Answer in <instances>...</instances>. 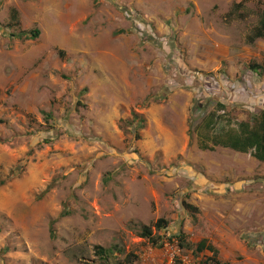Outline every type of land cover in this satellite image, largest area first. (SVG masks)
<instances>
[{"label": "rangeland", "instance_id": "1", "mask_svg": "<svg viewBox=\"0 0 264 264\" xmlns=\"http://www.w3.org/2000/svg\"><path fill=\"white\" fill-rule=\"evenodd\" d=\"M235 1L0 0V264H264V167L189 140L200 107L264 110Z\"/></svg>", "mask_w": 264, "mask_h": 264}, {"label": "crops", "instance_id": "2", "mask_svg": "<svg viewBox=\"0 0 264 264\" xmlns=\"http://www.w3.org/2000/svg\"><path fill=\"white\" fill-rule=\"evenodd\" d=\"M249 5H255L252 14L256 17V20L255 25L251 27L249 33L246 35V40H244L246 47L241 49L244 51L256 46L257 49L261 48L264 51V36L254 39V35L264 17V0H237L232 5L231 10L236 11L234 12L235 21L244 23L247 22L249 15L243 11V8ZM229 13L231 12L227 14ZM235 57H239V55L234 53ZM263 65L264 62L259 65L249 64V67L254 68L258 66L259 69L257 71L264 73L262 70ZM235 71H237L236 67H234V73ZM213 104H209L208 106H212ZM224 108L221 104H214V109L211 110L210 108L211 112L209 111L207 114L205 108L200 107L199 111H203L204 115L207 114L201 122L198 119L201 118L199 117L201 115L200 112L196 114V110L195 112L193 111L192 117H195L197 121L196 125L192 128V134L189 138L192 155L202 153L207 157H211V154H217V161H214L219 164L224 156L234 155V168H238L236 160L238 157L244 160L246 158L250 159L251 164L256 167H264V110L259 111L257 114L247 113L243 115L237 111L226 113ZM203 242L205 243V241ZM205 247L206 249L216 251L218 259V251L216 249L210 246ZM204 251L210 254L207 250ZM218 260L223 264H228L227 262H222L220 259Z\"/></svg>", "mask_w": 264, "mask_h": 264}, {"label": "trees", "instance_id": "3", "mask_svg": "<svg viewBox=\"0 0 264 264\" xmlns=\"http://www.w3.org/2000/svg\"><path fill=\"white\" fill-rule=\"evenodd\" d=\"M235 8V7H234ZM10 18L12 21H17V12L15 9H12L10 12ZM40 36V31L39 29H33L30 31H21L17 34L11 35L12 38H16L21 41H34L38 39ZM264 36V17L262 19V22H260L259 29L256 31L254 35V39ZM253 39V40H254ZM259 67L256 66L252 68V70L256 71L258 70ZM262 70L264 72V65L262 66ZM264 115V113H263ZM185 207L191 212V213H196L197 209H195L193 206H190L189 204H185ZM152 228H154L156 231H162L167 228V222L164 219H158L153 226H144L141 228V232L139 233L140 238L146 240L149 242L152 246L154 247H162V239L163 237H157L153 236ZM183 237H179V248H183V245H181L180 242H182ZM204 250H207L208 252L212 253V257L206 259L205 264H223L217 259V252L214 250L206 249L205 243L203 241L199 242L195 246V251L196 252H202ZM119 252V250H116ZM98 256L101 258H107L108 256H111L112 252L111 251H105L104 249H98ZM136 257L133 256L132 254H127L124 258V263L127 264H132V259H135Z\"/></svg>", "mask_w": 264, "mask_h": 264}, {"label": "built area", "instance_id": "4", "mask_svg": "<svg viewBox=\"0 0 264 264\" xmlns=\"http://www.w3.org/2000/svg\"><path fill=\"white\" fill-rule=\"evenodd\" d=\"M183 263H184V260H183Z\"/></svg>", "mask_w": 264, "mask_h": 264}]
</instances>
